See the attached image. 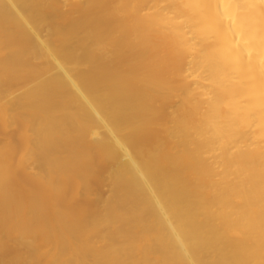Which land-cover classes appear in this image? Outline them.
Masks as SVG:
<instances>
[{
  "label": "bare ground",
  "instance_id": "1",
  "mask_svg": "<svg viewBox=\"0 0 264 264\" xmlns=\"http://www.w3.org/2000/svg\"><path fill=\"white\" fill-rule=\"evenodd\" d=\"M0 264H264V0H0Z\"/></svg>",
  "mask_w": 264,
  "mask_h": 264
},
{
  "label": "rangeland",
  "instance_id": "2",
  "mask_svg": "<svg viewBox=\"0 0 264 264\" xmlns=\"http://www.w3.org/2000/svg\"><path fill=\"white\" fill-rule=\"evenodd\" d=\"M12 140H13V143H14V144H18V143H19V142H18V139H17L14 135H12ZM97 173H98V174H103L102 171H98Z\"/></svg>",
  "mask_w": 264,
  "mask_h": 264
}]
</instances>
